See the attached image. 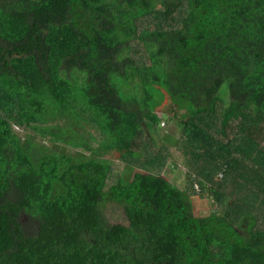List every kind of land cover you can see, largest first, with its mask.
Listing matches in <instances>:
<instances>
[{"label": "trees", "instance_id": "trees-1", "mask_svg": "<svg viewBox=\"0 0 264 264\" xmlns=\"http://www.w3.org/2000/svg\"><path fill=\"white\" fill-rule=\"evenodd\" d=\"M167 96L191 111L183 190L104 159H141ZM0 264H264V0H0Z\"/></svg>", "mask_w": 264, "mask_h": 264}, {"label": "rangeland", "instance_id": "rangeland-1", "mask_svg": "<svg viewBox=\"0 0 264 264\" xmlns=\"http://www.w3.org/2000/svg\"><path fill=\"white\" fill-rule=\"evenodd\" d=\"M154 21H156L154 20V15L146 18V23ZM143 22L145 21L141 20V23ZM128 40L133 48V53H135L133 57L130 56L131 60L134 58V60L138 63L140 62L144 64L146 62L145 65H148L150 63L148 53L145 51L144 46L138 42L135 31L131 34V37ZM132 85L131 92L130 86L126 87L122 82H117V89L123 99L127 100L130 95L135 98L137 94V90L135 89L136 87L141 90L138 79H135L132 82ZM156 96L158 97L159 95L157 94ZM137 97L138 99L141 98L139 94H137ZM135 100L137 99L135 98ZM156 100L157 98H152L147 105H150L151 107L154 104L153 102H156ZM144 104L145 102L142 100L139 103V107L144 109ZM132 108L139 111L137 103L134 107L132 106ZM152 111L156 114L159 123L156 127H150V125L146 127L147 129L150 127L151 134L149 142H144L137 148V155H142L141 159L138 160L136 158L127 157L126 160L120 162L116 154L114 156L106 155L104 156V159L111 164L114 172L117 174L123 173L124 170H126V167L132 165L135 167V173L146 172L154 176H161L164 179L171 181L173 185L176 184L178 188L183 190L186 186L190 185L188 177H192V179L196 178V180L199 179V170H195L194 166L190 164V158L184 150L186 147L185 142L181 140V137H184L183 134L186 127L190 124L189 118L191 116V111L187 110L182 105L178 106L176 103L171 101L168 96ZM17 129H19V131H16V133L22 135L24 134L20 127ZM84 130H86L94 138V142H91L92 146H96V144L100 143L104 138L103 135L99 133L98 129L92 124H88ZM226 131L229 133V137L232 136L230 135V128ZM237 138L238 136H235L231 138V140L233 139L232 141L236 143L237 140H239V138ZM155 157H159L160 161L151 162V160ZM215 183L216 180L214 181V184ZM193 185L195 194L192 192L190 193L194 206V215L201 218L208 217L214 212L218 213L220 210L219 203L217 201L218 197L215 195L213 196V192L210 190L202 191V187H200L198 182H194ZM115 208L116 207L109 206L105 208L108 218L113 217L116 212Z\"/></svg>", "mask_w": 264, "mask_h": 264}]
</instances>
